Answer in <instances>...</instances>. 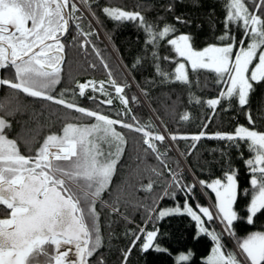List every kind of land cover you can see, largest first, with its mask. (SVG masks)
<instances>
[{
	"label": "snow or ice",
	"instance_id": "snow-or-ice-1",
	"mask_svg": "<svg viewBox=\"0 0 264 264\" xmlns=\"http://www.w3.org/2000/svg\"><path fill=\"white\" fill-rule=\"evenodd\" d=\"M78 3L95 16V12L91 11L93 5L90 0H0V72L13 74L12 78L0 76V86L62 105L95 120V123L89 124L67 123L62 135H47L39 147L24 154L18 139L11 138L6 131L11 128L10 122L5 116H0V214L5 217L0 218V264H34L39 256L45 258V264H91V259L102 246L100 214L96 207L98 201L105 207L111 205L113 215L120 214L118 197L114 202L101 200L105 192L111 195L112 178L126 144L123 135L116 130V125L141 133L146 146L145 153L154 154L167 168L161 158L166 153H160L157 147V142L162 143L165 135L150 130V125L125 122L123 117L131 111L128 108L129 98L124 95L128 85L118 83L111 77V72L107 84L114 89L116 98L124 106L116 118L65 99L67 90L59 96L52 94L60 83L64 61L65 45L61 38L69 32L72 24H75L82 38L81 48L92 44L89 38L96 35L94 30H83L79 22L83 12ZM247 5L248 0H226L224 33L218 37L217 43L208 44L202 49L194 47L191 34L175 35L178 31L175 24L188 23L181 16L174 17L175 23L158 24L147 21L136 10L111 6L101 10L117 22H137L145 34L146 47L154 49V60L159 59L155 50L158 43L166 41L176 57L181 58V61H177L163 57L176 64L171 73L175 81L188 82L186 65H190L193 71H214L219 77L218 82L225 85L226 89L221 88L216 98L206 101L210 108L214 109L224 99L235 97L243 109L249 104L253 82H264V0H252L253 11ZM167 10L171 12L174 8L169 5ZM233 25L241 29L239 39L232 35ZM92 47L95 48L94 44ZM96 55L99 57L98 50ZM100 59L107 69L108 65L102 57ZM141 62L142 58L138 57L136 64ZM155 71L163 80L169 79L170 74L161 69L158 63ZM105 83L100 81L98 88L93 81L79 83L78 94L84 96L85 90L91 87L93 92L99 91L106 97L99 103L111 106L113 98L106 91ZM88 98L96 102L94 96ZM131 99L135 100L136 97ZM196 102L201 103L199 100ZM4 107L0 102V110ZM131 119L135 121L134 116ZM181 119L187 120L189 116L185 114ZM246 119L248 126L239 125L233 133H216L209 138L233 141L236 147H239V141L247 143L250 158L245 163L250 173V187L242 189L237 172L229 169L223 178L213 179L210 183L198 181L215 193V212L198 203L193 207L187 200L182 206L183 213L197 224L193 240L198 242L202 236L209 235L214 241L205 264H264V231L237 237L239 251L233 252L226 251L221 242L222 234H215L205 226L206 222L218 218L228 235L236 236L234 222L245 220L247 224L253 225L254 218L264 213V131L256 130L251 111L247 113ZM204 127L207 128V125ZM205 136L206 132L201 131L191 136L172 135L170 139L199 141ZM104 143L114 146L115 152H105L102 148ZM192 148H195V143ZM152 172L157 176L162 174L155 169ZM168 172L172 176L171 183L157 199L174 197L176 193L171 190L173 186L188 194L192 193L195 184L183 185L177 179V174L172 173L171 169ZM153 188L154 181L150 180L147 185H141L140 190L151 193ZM240 198L248 201L244 208L246 217H241L236 210ZM146 211L148 218L145 224L151 223L154 217L163 219L183 214L181 206L173 209L152 207L146 208ZM131 235L134 238L130 246L123 250V264H127L129 255L142 238L143 242L139 245L142 253L155 251L167 255L173 264H191L195 255L191 249L185 252L163 247L157 242L158 228L147 231L141 227ZM97 264H104L102 257Z\"/></svg>",
	"mask_w": 264,
	"mask_h": 264
},
{
	"label": "trees",
	"instance_id": "trees-1",
	"mask_svg": "<svg viewBox=\"0 0 264 264\" xmlns=\"http://www.w3.org/2000/svg\"><path fill=\"white\" fill-rule=\"evenodd\" d=\"M225 3L226 0H138L134 1V5H129L120 0L108 2V5L130 11H140L147 21L158 24L175 23L174 17L181 16L188 23L175 24L178 30L175 35L191 34L194 38V47L202 49L208 44L217 43L218 37L224 33ZM169 5L174 8L171 12L167 10ZM247 6L250 11L254 10L252 0H248ZM102 8L95 5L92 9L95 12L96 22L102 34L108 37L110 46L116 51L117 57L126 67L130 77L122 71L110 48L95 31L96 35L89 38L95 48L92 44L81 48V39L77 41L76 53L68 58V63L71 61L73 64V70L66 73L64 78L62 77L52 94L59 96L61 92L67 90L68 94L64 97L65 99H71L79 106L98 110L102 114L116 118L117 113L123 108L114 103L111 106L99 103L103 97L97 93L90 92L96 98V102L88 98V93L79 96L76 85L77 78L85 79L92 76L109 78V72H111V77L118 83L128 85L124 90V95L129 98V108L133 111L123 117L125 122L138 123L140 126L147 122L154 124V119L150 117L151 110L148 111V106H150V109L156 112L157 117L164 124L166 131L163 133L166 138L162 143L157 142V147L160 153H166L161 158L166 162L167 168L154 154L145 153L146 146L143 144L144 137L141 133L119 125L115 126L116 130L123 135L126 144L123 146V153L112 178L111 195L105 192L101 200L114 202L118 197L120 214L113 215L111 205L105 207L98 201L96 207L100 214L102 246L91 259V264H97L100 257L103 258L104 264H123V250L130 246V241L134 238L131 234L141 227L146 228L147 231L158 228L157 242L163 247L185 252L191 249L195 253L191 264H205V258L211 252L214 241L209 235L202 236L198 242L193 240L197 224L190 216L182 212L183 214H174L163 219L154 217L151 223L145 224L148 218L146 208L173 209L176 206L183 208L186 200L193 207L197 203L204 207H207L210 202L215 205V193L200 185L198 181L210 182L215 178H223L229 169L237 172L238 183L242 189L250 187V173L245 163L246 159L250 158L247 143L239 141V147H236L233 141L209 137H213L216 133H233L239 125L248 126L246 115L249 111L254 117L256 130L264 131V82H253L249 104L243 109L235 97L230 100L224 99L214 109L210 108L206 101L216 98L221 88L226 89L225 85L218 82L219 77L214 71L210 69L193 71L189 68L187 83L175 81L171 73L174 72L176 64L163 59L167 56L177 61L180 60L171 46L167 45L166 41L159 42L155 49L159 59L154 60V49L151 46L146 47L145 34L138 23L112 20L102 12ZM84 22L87 26L84 31H90L93 26L88 20ZM240 32L241 29L233 25L232 35L239 39ZM97 50L99 57L96 55ZM100 57L108 65L107 69L101 63ZM138 57L142 58L140 64H136ZM157 63L161 69L170 74L168 80H163L157 75L155 71ZM93 64L94 68L91 67ZM134 65L136 66L133 67ZM63 79H68L69 82ZM129 81L135 86H131ZM139 90L142 95L138 93ZM138 95L144 96V99ZM132 97L136 99L132 100ZM197 100L201 103H197ZM4 106L2 116H5L11 124V128L6 131L11 138L18 139L24 154L39 147L47 135L61 132L67 123L89 124L95 121L74 110L66 109L62 105L33 98L18 93L16 90H13L5 100ZM8 113L12 114L8 115ZM185 114L189 116V119H181ZM132 116L135 117V121L131 119ZM205 125L207 128L204 127ZM150 130L157 131L156 128H150ZM201 131H205L206 136L199 141L170 139V135L191 136ZM193 143H195V148H192ZM108 147L110 146L107 144L103 150L115 152V147ZM152 169L162 174L157 176ZM168 169L177 174V179L181 184L196 185L191 194L173 186L171 190L176 193L174 197L157 199V196L162 195L163 190L171 183L172 176ZM150 180L154 181L153 191L148 193L140 190L141 185H147ZM247 202L243 198L238 200L236 210L241 217H246L244 208ZM0 218H4V215L0 214ZM206 224L217 234H222L221 242L225 245L226 251H233L216 220L206 222ZM234 224L236 237H243L253 231H264V213L254 218L253 225L247 224L245 220L234 222ZM142 242L143 238L132 250L127 264H173L172 259L167 255L155 251L142 253L139 246Z\"/></svg>",
	"mask_w": 264,
	"mask_h": 264
},
{
	"label": "rangeland",
	"instance_id": "rangeland-1",
	"mask_svg": "<svg viewBox=\"0 0 264 264\" xmlns=\"http://www.w3.org/2000/svg\"><path fill=\"white\" fill-rule=\"evenodd\" d=\"M83 8H85L83 5H81ZM85 11H87L88 12V14H89V10L87 9V8H85L84 9ZM83 13H84V11L83 10H81ZM91 11H92V9H91ZM90 15V14H89ZM91 16V18L95 21V23L96 24H92L93 25V28L91 29V30H94V31H98V30H100V28H99V26H98V24H97V22H96V18H95V16L93 17L92 15H90ZM88 19H87V17H85L84 15H83V18H82V20L81 21H87ZM82 25V28L83 29H85V27H87V26H85V23H82L81 24ZM90 30V31H91ZM99 38L100 39H102L103 40V42L109 47V48H111L110 49V51H111V53L114 55V57H116V62H117V64L121 67V69H122V71L126 74V76L127 77H130L129 76V74H128V71H127V69H126V67L120 62V60H119V58L117 57V53H116V51L112 48V46H110V43H109V39H108V37L106 36V35H104V34H102V35H100L99 36ZM71 57H73V56H71ZM72 60V59H71ZM179 61H181V58H180V60ZM255 62H258V61H255ZM254 62V63H255ZM68 65H67V67L62 71V72H64L63 73V75H62V72H60V82H61V79H62V77L64 78L65 77V75H66V73H69L71 70H73L72 68V66H73V64H72V62L71 61H69V63H67ZM254 66V65H253ZM186 68H187V71H188V69L190 68V65H186ZM108 79L109 78H97V77H87V78H85V79H81V78H77L76 79V85H77V92H78V84L79 83H87L88 81H93L95 84H96V86H97V88L99 87V82L100 81H105L106 83H105V89H106V91H108V92H110L111 93V96H112V98H113V103L114 104H118L117 106H119V107H121V108H123L124 106L120 103V101H119V99H117L116 98V94H115V92H114V89L113 88H111L108 84H107V81H108ZM63 80H65V79H63ZM130 80H131V78H130ZM65 81H67V82H69L68 81V79H66ZM134 84H135V82L133 81V80H131ZM130 82V81H129ZM130 84H131V82H130ZM136 85V84H135ZM135 85H132L131 84V86H135ZM54 90V89H53ZM140 92H138V93H141V95H142V92H141V90H139ZM97 93L98 95H101L102 97H103V100L104 99H106V97L104 96V94H102V93H100L99 91H96V92H93V90H92V88L91 87H89V88H87L86 90H85V94H87L88 93V96L90 97V96H94L93 94H91V93ZM140 95V96H141ZM139 96V95H138ZM139 96V97H140ZM143 99H144V96H141ZM130 106L128 105V108H129ZM149 108H148V111H150L151 110V112H152V114L151 113H149V114H151L150 115V117L153 119V117H156L157 118V120H158V122L160 123V125L163 127V129H164V131H166V129H165V126H164V124L162 123V121L160 120V118H158L157 117V114H156V112L151 108L150 109V106H148ZM130 109V108H129ZM123 110V109H122ZM121 110V111H122ZM131 110V109H130ZM132 111L133 110H131L130 111V113H132ZM153 116V117H152ZM91 123H95V121H93V122H91ZM79 124V123H78ZM80 124H84V123H80ZM145 125H150L151 127V129H157V131H155V132H158V133H160V134H164L162 131H161V129L158 127V125L155 123V121H154V124L153 123H149V122H147L146 124H143L142 126H145ZM55 134H57V135H62V131L61 132H57V133H55ZM165 135V134H164ZM170 135V134H169ZM171 136V135H170ZM166 137V136H165ZM19 144V143H18ZM107 146V143H104V145H102V148H105ZM114 147V146H113ZM173 147H174V145H173ZM108 148H110V147H108ZM174 149H175V147H174ZM215 179H217V178H215ZM213 180V179H212ZM211 180V181H212ZM210 181V182H211ZM209 182V183H210ZM207 207H209L210 208V210L211 211H213V212H215V205L212 203V202H210V204L207 206ZM181 211L183 212V208H181ZM5 218V217H4ZM205 226L206 227H208L209 228V230L210 231H214V229H212V228H210L207 224H205ZM223 227H224V225H223ZM226 232V231H225ZM214 233L215 234H217L215 231H214ZM226 236H227V238L234 244V246L236 247L237 246V237L236 236H229L228 235V233L226 232V235H225V238H226ZM227 238L225 239L226 241H227V243L229 244V246H230V248H232V246L230 245V242H229V240H227ZM213 247H214V243H213ZM212 247V248H213ZM238 249V248H237ZM232 250L234 251V249L232 248ZM228 251H231V250H228ZM49 252L51 253L52 252V250L51 249H49ZM211 254V252L207 255V256H209ZM207 256H206V258H207ZM205 258V259H206ZM44 264H45V258H44Z\"/></svg>",
	"mask_w": 264,
	"mask_h": 264
},
{
	"label": "flooded vegetation",
	"instance_id": "flooded-vegetation-1",
	"mask_svg": "<svg viewBox=\"0 0 264 264\" xmlns=\"http://www.w3.org/2000/svg\"><path fill=\"white\" fill-rule=\"evenodd\" d=\"M117 1H120V0H90V2L93 5L91 9H93L95 7V5H97L98 7L110 6V5H108V2L110 3V2H117ZM121 1H125L129 5H134V1H138V0H121ZM141 1H147V0H141ZM111 7H116V6H111ZM79 22L81 24L85 23L84 21H79ZM61 39H62V43L65 45L64 61H63V64L61 66V72H62L65 65H67V63H68V58L71 56H74L73 54L76 53V50L78 47L77 41L79 39H82V38L79 36L78 30L75 27V24H72L70 26L69 32L64 37H62ZM12 75L13 74L11 72H0V76H2L4 78H12ZM12 91L13 90L9 89L6 86H0V102H2L4 104L5 100L11 95ZM1 112H2V110H0V116H2ZM34 264H44V257L43 256L37 257L36 260L34 261Z\"/></svg>",
	"mask_w": 264,
	"mask_h": 264
},
{
	"label": "bare ground",
	"instance_id": "bare-ground-1",
	"mask_svg": "<svg viewBox=\"0 0 264 264\" xmlns=\"http://www.w3.org/2000/svg\"><path fill=\"white\" fill-rule=\"evenodd\" d=\"M111 49V48H110ZM112 50V49H111ZM152 113V112H151ZM153 115V114H152ZM153 117V116H152ZM153 119H154V121H155V123L158 125V127L162 130V132L164 131L163 130V127L160 125V123L158 122V120H157V118L156 117H153ZM186 168V167H185ZM210 204V203H209ZM208 204V205H209ZM216 220V222L219 224V226H220V228H221V231H222V233L224 234V237H225V235H226V232H225V230H224V227H223V223H221V221L217 218V219H215ZM226 238H227V236H226ZM227 240H229L228 238H227ZM229 242H230V245L232 246V248L234 249V252H238L239 250L237 249V246L235 247L234 246V244L229 240Z\"/></svg>",
	"mask_w": 264,
	"mask_h": 264
},
{
	"label": "crops",
	"instance_id": "crops-1",
	"mask_svg": "<svg viewBox=\"0 0 264 264\" xmlns=\"http://www.w3.org/2000/svg\"><path fill=\"white\" fill-rule=\"evenodd\" d=\"M254 232V231H253ZM251 233V232H250ZM249 234V233H248ZM246 236V235H245ZM244 237V236H243Z\"/></svg>",
	"mask_w": 264,
	"mask_h": 264
}]
</instances>
